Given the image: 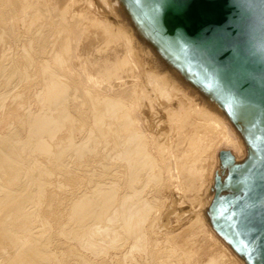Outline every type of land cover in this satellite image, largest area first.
<instances>
[{"label":"bare ground","instance_id":"6f19581e","mask_svg":"<svg viewBox=\"0 0 264 264\" xmlns=\"http://www.w3.org/2000/svg\"><path fill=\"white\" fill-rule=\"evenodd\" d=\"M93 2L0 0V264H228L229 254L216 248L197 216L174 234L170 216L182 201L196 207L208 199L202 198L207 155L218 133L226 136L224 124L240 131V150L255 153L240 133L250 124L252 133L262 131L264 95L233 65L217 69L202 89L179 80L173 64L189 43L183 30L194 28L192 15L172 0L140 12L143 54L157 71L147 73V82L132 80L138 63L126 50V58L116 52L136 25L117 10L122 1L99 0L98 9ZM109 10L121 27L102 16ZM168 63L170 75L162 71ZM165 84L164 95L182 98L188 108L179 98L185 109H168L160 136L150 130L155 115L144 110L152 96L147 89ZM194 102L204 105L198 104L201 122ZM173 132L187 134L177 138L183 146L169 142ZM227 137L218 136L225 145Z\"/></svg>","mask_w":264,"mask_h":264},{"label":"rangeland","instance_id":"374dc122","mask_svg":"<svg viewBox=\"0 0 264 264\" xmlns=\"http://www.w3.org/2000/svg\"><path fill=\"white\" fill-rule=\"evenodd\" d=\"M92 1V0H91ZM94 2L93 3H95V6L97 5H99V0H93ZM97 1V2H96ZM120 1H122L123 3H122V8L124 7V9H125V7L127 8V9H122L121 7L118 9L117 8V10L118 11H120V12H124V15H125V17H127L126 19H128V21L130 22V21H133V22H130L131 24H132V26L134 27V25H136L138 28H136V26L133 28V35L131 36H129V38L128 39H126V38H124L123 40L125 41H123L122 39V41H117V47H119L120 45H122V43L123 44H125V47H124V45H122L123 47H121L120 46V49L121 50H123L124 52H121V50L118 48L117 49V52H116V56L119 54V56L120 57H127L128 55H129V57L130 56H132L130 59H134L133 61H134V63H135V65H136V63H138L137 65H138V68H137V66L135 67V69L137 70V72H136V70L134 69L133 71H135V72H132V73H130L131 74V78H132V74H135L137 77H138V75H140V73H141V75H140V77L139 78H136V76H134L133 75V78H132V80H141V81H145V79H146V81L145 82H147V77H150L149 76V74H147V73H150V72H156L157 70L155 69L156 68V66L154 65V63L153 62H148V60H147V57H146V55L145 54H143V51H144V49H145V46H146V42H147V37H146V35H145V33H143L144 31L142 30V26L140 25L141 24V21L139 22L138 20H140L139 19V17L138 16H140L141 15V13L143 12V11H145V9H147V8H149V7H151L152 5H154L155 3H160V0H153V1H151V0H149V2L147 1V0H145V1H147V3L145 2H143V0H133V1H131L130 2V0L128 1V0H120ZM130 2V4H128ZM172 2H173V4H174V6H176L177 8H181V9H184L185 11H187V13H190V15H192V10H193V8L194 7H196V9H198L199 10V5H198V3H197V1H194V2H192V3H190V4H188V3H186V2H181V1H178V0H172ZM97 3V4H96ZM127 3V4H126ZM131 3H133V4H131ZM144 4V5H142V4ZM154 3V4H153ZM135 4V5H134ZM130 7H132V8H130ZM142 5V6H141ZM146 5H148V6H146ZM97 6H96V8H97ZM133 7L135 8L136 7V11L137 10H139L137 13H136V11L135 10H133ZM99 8V7H98ZM97 8V9H98ZM145 8V9H144ZM122 11H121V10ZM112 11V10H111ZM127 11H128V15H127ZM135 11V12H134ZM166 11H168V9H165V12ZM105 12L106 11H104V12H102V16H104V18H106V21H108V22H111L112 23V21H113V24L114 25H116V27H117V25H118V27L117 28H119V27H121V22L120 21H118L119 23H117V24H115L116 22H117V17H116V14L112 11V12H110V10L109 11H107V16L106 15H104L105 14ZM141 12V13H140ZM108 13H109V15H108ZM131 13V14H130ZM134 13V14H133ZM115 15V16H113V15ZM135 14H138V15H135ZM167 14V13H166ZM112 15V16H111ZM133 16L135 17V18H133ZM113 17V18H112ZM128 17H130V18H128ZM103 18V17H102ZM115 18V19H114ZM133 18V19H132ZM109 19L111 20V19H113L112 21H109ZM131 19V20H130ZM136 19V20H135ZM104 20V19H103ZM168 20H170V19H168ZM105 21V20H104ZM116 21V22H115ZM136 21V22H135ZM141 27V28H140ZM139 28H140V31H143V32H139ZM135 30V31H134ZM187 32V33H186ZM194 32V33H193ZM135 33V34H134ZM139 33V34H138ZM138 34V35H137ZM182 35H183V37H184V39L185 40H187L189 43L191 42V41H193V42H191L190 44L188 43V46L185 48V50L182 52V61L181 62H179V63H176L175 61H174V63H176V64H173V65H175V66H177V68H179V74H180V78H179V80L180 81H183L184 82V80H185V82L186 83H188V84H190L189 86H191L192 84L194 85V86H192V88H196V90H198V89H202V87H205V84L204 83H206L207 81H210L211 79H213L214 77H215V74L216 73H214L217 69H224V70H226V69H228L229 68V66H226L225 68H222V67H217V66H215L210 60H209V58H208V54L207 53H209V49H210V47H208V48H205L202 44H200V43H198V40H197V32H195V31H191V30H183V33H182ZM185 35V36H184ZM190 35V36H189ZM138 36H141L143 39H145V40H143L141 37H138ZM144 36V37H143ZM193 37H194V39H193ZM189 38V39H188ZM127 41H126V40ZM135 39V40H134ZM131 42V43H129L131 46H133L132 47V51H130V47L131 46H129V44H127L126 42H129V41ZM122 42V43H121ZM120 45H119V44ZM192 45V46H191ZM144 46V47H143ZM199 46V47H198ZM123 48V49H122ZM129 50H128V49ZM196 48V49H195ZM202 48V49H201ZM204 48V49H203ZM198 49H200L199 50V52L197 51ZM120 52H119V51ZM125 50L127 51L126 53L128 54V55H126V53H125ZM142 50V51H141ZM146 50V49H145ZM128 51H130V52H128ZM146 51H144V53H145ZM201 52V53H200ZM129 53H132V54H129ZM142 53V54H141ZM122 54V55H121ZM125 54V55H124ZM137 55V56H136ZM145 55V56H144ZM142 56H143V58L145 57V60L142 58ZM125 57V58H126ZM128 57V58H129ZM134 57V58H133ZM138 57V58H137ZM137 58V59H136ZM140 59H142V60H140ZM137 61V62H136ZM141 63H140V62ZM145 61V62H144ZM143 62V63H142ZM185 62V63H184ZM151 63V64H150ZM182 63L183 64H185V66L183 65L182 66ZM142 65V66H140V65ZM146 64H147V66H146ZM208 64V65H207ZM152 65H154L153 66V68L155 69H153L152 68ZM173 65H171L170 63H168V66L166 65V68L163 70L162 69V71L163 72H167V74H169L170 75V71L169 70H171V71H174V67H173ZM209 65H211L210 67H209ZM172 66V67H171ZM179 66H181V68L179 67ZM197 66H199L198 68H197V70L196 69H194V68H196ZM142 67V68H141ZM185 67V68H184ZM192 67H194V68H192ZM206 67V68H205ZM208 67H209V70H207L208 69ZM143 68H147L146 70L145 69H143ZM171 68H173V69H171ZM200 68V69H199ZM152 71H151V70ZM194 69V70H193ZM92 70V69H91ZM207 70V71H206ZM90 71V70H89ZM98 71V70H97ZM148 71V72H147ZM183 71V72H182ZM199 71H201V72H199ZM204 71H205V74H207V79H206V75L204 74ZM94 72V70H92V73ZM99 72V71H98ZM142 72H145V73H143V75H142ZM165 72V73H166ZM186 72V73H185ZM199 72V73H198ZM173 72H171V75H172V77L171 76H169L168 78H174L173 76V74H172ZM187 74L186 76H184L185 74ZM201 73H203L204 74V76H202V77H200V74ZM94 74V73H93ZM95 74H97V73H95ZM146 74V75H145ZM152 74V73H151ZM195 74V75H194ZM202 75V74H201ZM141 76H143V77H141ZM146 76V77H145ZM182 76V77H181ZM188 76V77H187ZM130 77L129 78H127V80H129V81H132L131 79H130ZM187 77V78H186ZM205 78L206 80H201V78ZM136 78V79H135ZM143 78H145V79H143ZM185 78V79H184ZM189 78V79H188ZM191 78H194L193 80L191 79ZM203 78V79H204ZM172 79H168V83L170 84L171 83V80ZM184 79V80H183ZM170 80V81H169ZM199 80H201V81H199ZM133 82V81H132ZM197 82V83H196ZM105 83V82H104ZM169 84H165V86L163 87V86H157L156 85V87L158 88V87H160L159 89H160V91H159V89H157L156 87H154V86H152L153 87V89H150V88H148L147 89V93H148V95L150 94H152V96H150V100H149V102L147 103V109L149 108V110H144L145 112H146V114H147V112L150 114V117L151 116H154V117H156V118H152L151 117V120L153 121V123H152V121H151V125H152V127H151V125H150V130H152L153 131V129H154V131L155 132H158V130H159V132L158 133H160V136H164L165 135V130L163 131V129H162V125H164L163 123H162V120L164 121V117H162V116H168L167 114V111H168V109H170L171 111H176L177 109L178 110H183V109H185V107L184 106H186L187 105V103H184V102H186V101H183V99L182 98H180L181 100V102L184 104V106H182V105H180V101H178L179 100V98L177 99V100H175V101H172V99L173 98H171V96L170 97H167V95H164V93L163 92H166L167 91V87H169ZM197 86H196V85ZM167 86V87H166ZM151 87V88H152ZM165 90V91H163V89ZM150 89V91L148 92V90ZM156 89V90H155ZM151 90L153 91H156V92H152L151 93ZM162 90V91H161ZM157 91L159 92V93H162V94H160L161 95V97H159L160 95L157 93ZM155 93V94H154ZM232 93L233 94H235V95H237V93H236V91L235 90H232ZM157 94V95H156ZM166 94V93H165ZM180 95H182V94H180ZM158 97V98H156V97ZM174 96H175V94H174ZM159 101V103H157V102H155V101H157V100H155V101H153L155 98ZM163 97V98H162ZM153 98V99H152ZM166 98V99H165ZM161 99L163 100V101H161ZM165 99V100H164ZM167 99H170V101L169 100H167ZM167 101V102H166ZM178 101V102H177ZM168 102H170V104L168 103ZM174 102H176V103H174ZM151 103V104H150ZM155 103V104H154ZM168 103V104H167ZM195 104H193V107H195L196 105L198 106V104L200 103V104H202L203 105V103H201V102H194ZM150 104V105H149ZM162 106H161V105ZM168 106H167V105ZM179 104V106H177V105ZM199 104V105H200ZM157 105L159 106L160 105V109H158V108H156L157 107ZM164 105H166L167 107H165ZM195 105V106H194ZM201 105V106H202ZM153 106V107H152ZM164 106V107H163ZM170 106V107H169ZM188 106V105H187ZM186 106V108H188ZM197 106H196V108H197ZM162 107V108H161ZM169 107V108H168ZM179 107H184L183 109L182 108H179ZM195 108V110L196 111H198V113H199V110L198 109H202L201 107H199L198 106V108L196 109ZM203 108H204V105H203ZM151 109V110H150ZM153 109H156V110H153ZM157 109H158V111H157ZM166 111V115H163L164 114V110ZM173 111V112H174ZM155 112H156V114L158 113V115H156L155 114ZM152 113V114H151ZM160 113V114H159ZM162 113V114H161ZM159 115H161V116H159ZM202 115V116H201ZM203 117H205L204 115H203V110H201V113H199V122H201V120L203 121ZM197 118V119H198ZM200 118H203V119H200ZM160 119H161V122H160ZM157 120H158V122H157ZM198 121H197V123H199ZM159 123H160V125L161 126H158L159 125ZM153 124H155V125H153ZM200 124V123H199ZM225 126H223L224 128H226V129H224L223 131L225 132V130L227 131V133L225 132H223L224 134H226V136L224 135V136H222V138H225V140H226V137H227V140H228V138L229 137H231V138H229V140H230V142H231V144H230V142H229V140L228 141H226V142H229V143H227L228 144V146H226L225 145V140H224V143H221V141L223 140L222 138H221V133L219 132L218 134H220V135H218L219 136V138H221V139H219L218 138V136L215 138V139H213L212 141H214V142H216V144L215 143H213L214 144V146L212 147V148H214V150L213 149H211L212 151H210V155L208 154L207 156H209L210 158H209V160H208V163H206V166H205V183H204V189H203V191L205 192V195H204V192H203V194H202V198L203 199H207L206 198V196L208 197V199L206 200V202H205V204L204 205H202V204H198L199 205V208H200V210H199V208H198V205L195 207V205H188L187 206V204L185 203V202H183L182 200H173V204H175L174 206H176V204L177 203H181V201H182V203H183V205H184V203L186 204V205H182V203L180 204V207H179V205H177L176 206V211L178 210V212H179V208H180V212L178 213V212H175V213H178V214H176L177 215V217H176V215L174 214L173 216H170L171 217V219L173 220V222H172V224H173V227L172 228H174V229H172V231H170V233L171 234H174L175 233V230H177V229H180L181 227H183L185 224H187L189 221L188 220H190V219H192L193 217H195V216H197L198 218H199V220H201V221H203L204 222V224H205V228H207V230H208V232L210 231V234L216 239L215 241H217V244H216V242L214 243L216 246V248L217 249H220L221 247V249L220 250H222V251H224L225 252V254L226 253H228L229 254V256H230V259H228L229 261H228V264L230 263V264H264V258L263 257H261V256H259V255H257V254H253L252 252H253V247L252 246H254L255 245V243L256 242H254L253 243V245H247L243 240H242V238L240 237V235H239V232H238V230H237V226H236V222H237V214L239 213V211L238 210H234L235 209V206L237 205V203H236V201L237 200H239L240 198H243V196H244V194H245V191H246V188H248V186H249V184H250V182H251V174H252V168H254V167H256V166H258L261 162H262V160H263V158H264V127H263V129H262V131L257 135V133H255V132H253L252 133V129H255V125L254 124H250L251 125V128H250V126L249 127H246V131H245V133L247 132L248 133V135H247V133L245 134H243V132H244V130L243 131H241L242 133H240V136L242 137V139H243V141H244V144H245V147H247V148H251L255 153H252V152H249L248 154H246V151H242V150H240L238 147H237V139H239V138H237V136H238V133L240 132H238V129H236L232 124H230V122H227L226 124H224ZM230 125H232V126H230ZM155 126V127H154ZM159 128H158V127ZM164 127V126H163ZM233 127H234V129L237 131V134L235 133V131L233 130ZM151 128H153V129H151ZM156 129V130H155ZM230 129H232V130H230ZM221 130V129H220ZM251 131V132H250ZM178 132V131H177ZM180 133H181V135H182V132H179V134L178 133H176V132H173L172 133V137L170 136V138H169V142L171 141V144L172 145H178V143L180 144L179 146H183L185 143L183 142L182 144H181V142L182 141H184L183 140V138H182V136L184 137V134L185 133H183V135L182 136H179L180 135ZM222 133V134H223ZM232 133V134H231ZM256 134V136H258L259 138V140L256 138V137H254V135L253 134ZM164 134V135H163ZM175 134V135H174ZM243 134V135H242ZM252 134V137L253 138H249V137H251L250 135ZM185 135H187V134H185ZM236 135V136H235ZM166 136H168V135H166ZM174 136H176V141H178L179 139H180V137L182 138V141L180 142V141H178L177 143H174L175 142V140H170V139H175L174 138ZM234 136V137H233ZM245 136V137H244ZM248 136V137H247ZM179 137V138H178ZM248 138V140H247V138ZM177 138H178V140H177ZM217 139V141H219L221 144H219V142H218V147L216 146L217 145V141H215ZM253 139H255V141L253 140ZM263 139V140H262ZM181 140V139H180ZM261 141L263 142V143H261ZM234 142V143H233ZM246 142V143H245ZM205 144V143H204ZM215 147H217V148H215ZM238 148V149H237ZM215 153V154H214ZM252 154H255L256 156L254 157V155L252 156ZM245 155V156H244ZM248 155V156H247ZM256 158V157H258V158H256L257 160L255 161L253 158ZM209 161H211L210 163H209ZM253 161H255V162H253ZM213 162V163H212ZM209 164L211 165V166H209ZM209 166V168H208V170H207V167ZM206 170H207V172H206ZM206 173H207V175H206ZM208 174H209V177H208ZM206 178H208V180L206 179ZM211 182V183H210ZM244 182V183H243ZM242 183V184H241ZM243 184H245V185H243ZM210 193V194H209ZM210 196V197H209ZM169 200L167 199V202H168ZM191 208V209H190ZM193 208V209H192ZM183 209V210H182ZM186 210V212H185V210ZM198 209V210H197ZM202 209V210H201ZM182 211H184V212H182ZM189 211V212H188ZM193 211V212H192ZM201 211V212H200ZM185 213V214H184ZM189 213H190V215H189ZM193 213H194V215H193ZM196 213V214H195ZM191 215L193 216V217H191ZM200 215V216H199ZM205 215V216H204ZM181 216V217H180ZM175 217V218H174ZM188 217V218H187ZM205 217H206V219H205ZM208 217V218H207ZM185 218V219H184ZM183 219V220H182ZM186 219H188V220H186ZM183 221V222H182ZM181 222V223H180ZM185 222H187V223H185ZM176 224H179V225H176ZM178 226V227H177ZM177 227V228H176ZM190 235V234H189ZM192 235V234H191ZM190 235V236H191ZM214 242V241H213ZM214 247V246H213ZM220 247V248H219ZM259 253V252H258ZM228 254H227V256H228ZM228 256V257H229ZM234 259V260H233Z\"/></svg>","mask_w":264,"mask_h":264},{"label":"water","instance_id":"95a60500","mask_svg":"<svg viewBox=\"0 0 264 264\" xmlns=\"http://www.w3.org/2000/svg\"><path fill=\"white\" fill-rule=\"evenodd\" d=\"M178 1H197L192 25L198 43L212 46L209 60L217 67L233 65L249 87L264 95V0ZM252 170L243 198L236 201V226L248 246L256 242L252 253L264 258V158Z\"/></svg>","mask_w":264,"mask_h":264}]
</instances>
